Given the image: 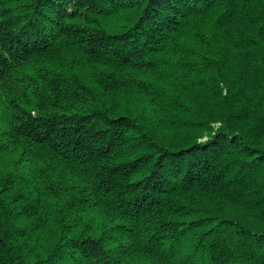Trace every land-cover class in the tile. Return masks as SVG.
<instances>
[{
  "label": "trees",
  "instance_id": "1",
  "mask_svg": "<svg viewBox=\"0 0 264 264\" xmlns=\"http://www.w3.org/2000/svg\"><path fill=\"white\" fill-rule=\"evenodd\" d=\"M0 264H264V0H0Z\"/></svg>",
  "mask_w": 264,
  "mask_h": 264
}]
</instances>
